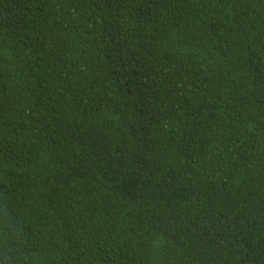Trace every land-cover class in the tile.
<instances>
[{
    "label": "trees",
    "instance_id": "1",
    "mask_svg": "<svg viewBox=\"0 0 264 264\" xmlns=\"http://www.w3.org/2000/svg\"><path fill=\"white\" fill-rule=\"evenodd\" d=\"M130 1L0 0V205L34 264H264V0Z\"/></svg>",
    "mask_w": 264,
    "mask_h": 264
},
{
    "label": "clouds",
    "instance_id": "2",
    "mask_svg": "<svg viewBox=\"0 0 264 264\" xmlns=\"http://www.w3.org/2000/svg\"><path fill=\"white\" fill-rule=\"evenodd\" d=\"M172 5L167 0H131L135 7L129 15H134L136 32L153 38L161 45L171 35L160 30L169 26L165 12ZM144 25L152 29H143ZM36 253L29 247L28 237L22 224L9 218L6 205H0V264H34Z\"/></svg>",
    "mask_w": 264,
    "mask_h": 264
}]
</instances>
